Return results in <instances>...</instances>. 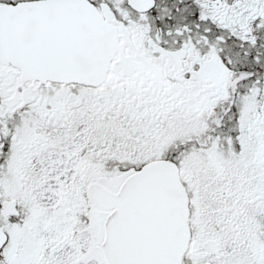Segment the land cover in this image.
<instances>
[{
	"label": "snow or ice",
	"instance_id": "1",
	"mask_svg": "<svg viewBox=\"0 0 264 264\" xmlns=\"http://www.w3.org/2000/svg\"><path fill=\"white\" fill-rule=\"evenodd\" d=\"M0 264H264V0H0Z\"/></svg>",
	"mask_w": 264,
	"mask_h": 264
}]
</instances>
